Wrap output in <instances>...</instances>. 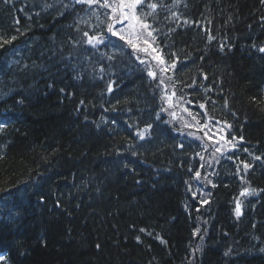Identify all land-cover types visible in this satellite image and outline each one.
<instances>
[{
	"label": "trees",
	"instance_id": "16d2710c",
	"mask_svg": "<svg viewBox=\"0 0 264 264\" xmlns=\"http://www.w3.org/2000/svg\"><path fill=\"white\" fill-rule=\"evenodd\" d=\"M122 2L0 0V264H264V0Z\"/></svg>",
	"mask_w": 264,
	"mask_h": 264
},
{
	"label": "snow or ice",
	"instance_id": "6c2138e0",
	"mask_svg": "<svg viewBox=\"0 0 264 264\" xmlns=\"http://www.w3.org/2000/svg\"><path fill=\"white\" fill-rule=\"evenodd\" d=\"M140 3V0H130V2L128 4H124L123 2L120 4V8H124V7H127L130 11L135 9L136 5ZM106 7H111V5H108L107 3L105 4ZM153 8L156 7V5H152ZM113 11H116V9L114 8ZM123 19H126V20H129V21H136L137 24L140 25V27L142 28H147L148 25L147 24H144L142 21L139 20L138 17L135 16L134 13H132L131 15L129 14V12H122L121 13ZM119 19V18H118ZM119 22H123V20H119ZM129 27L131 28L132 25L131 23L129 24ZM108 32H113V27L112 25H109L108 26ZM118 34V33H117ZM121 39H124L123 36L120 37ZM13 39H15V37H13ZM93 42H96V43H100L102 42V38L100 37H92V38H89V43H93ZM128 43L132 44L133 41L131 39L128 40ZM262 51H264V49H262ZM161 63H163L161 61ZM161 71H164V69L162 68ZM150 75H153L155 76V73H150ZM163 82V81H161ZM201 107H203V105H201ZM257 159H259V157H257ZM245 167H249L248 165H245ZM199 175V174H197ZM240 214V210H239V205L237 206V215Z\"/></svg>",
	"mask_w": 264,
	"mask_h": 264
}]
</instances>
